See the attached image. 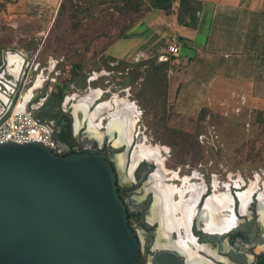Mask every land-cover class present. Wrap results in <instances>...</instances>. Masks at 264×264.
<instances>
[{"label": "rangeland", "instance_id": "374dc122", "mask_svg": "<svg viewBox=\"0 0 264 264\" xmlns=\"http://www.w3.org/2000/svg\"><path fill=\"white\" fill-rule=\"evenodd\" d=\"M62 1L49 5L40 0H0V47L29 50L35 53L34 58L39 56L33 61L40 62L42 67H48L47 60L54 57L58 61L56 71L61 74L59 83L71 77L73 66L80 65L77 84L69 91L70 95L80 96L78 100L88 96L89 89L98 101L102 91L97 89L111 90L105 97L108 100L100 103L106 102L110 108L121 104V109L133 112L136 133L148 140L140 145L158 151L171 186H176L175 180L179 179L177 188L184 187V191L188 185L203 189L201 179L209 182L214 178L212 186L219 192L214 193L218 198L228 195L220 193L233 185L239 189L237 192L251 186L264 188V125L258 122L259 110L234 104L209 113L201 121L182 117L172 110L169 99L165 103L162 98L146 93L141 84L143 79L137 82L132 71L119 74L133 64L110 68L109 61L105 65L107 56L125 60L137 45L131 35L111 44L120 29L129 25L131 14L120 15L112 7V0H96L107 4L91 7L92 16L85 17L82 28L73 33L67 10L69 0L59 13ZM103 72L107 75L102 76ZM94 77L98 79L89 83ZM172 129L181 131L187 141L189 138L196 141L200 157L194 158L190 143L188 150L174 147L169 132Z\"/></svg>", "mask_w": 264, "mask_h": 264}, {"label": "water", "instance_id": "95a60500", "mask_svg": "<svg viewBox=\"0 0 264 264\" xmlns=\"http://www.w3.org/2000/svg\"><path fill=\"white\" fill-rule=\"evenodd\" d=\"M13 66L3 53L0 75ZM19 95L6 112L0 97V126ZM54 138L58 151L0 144V264H146L106 154L62 156ZM159 259L181 264L172 252ZM251 264H264V256Z\"/></svg>", "mask_w": 264, "mask_h": 264}, {"label": "flooded vegetation", "instance_id": "af4514ba", "mask_svg": "<svg viewBox=\"0 0 264 264\" xmlns=\"http://www.w3.org/2000/svg\"><path fill=\"white\" fill-rule=\"evenodd\" d=\"M27 51L34 57L35 53ZM110 92L105 90L100 100H108L105 97ZM37 98L33 102H37ZM77 98L66 107L62 105L60 109L52 110L55 97H50L45 112L39 111L35 115L43 114L45 123L63 144L60 155L106 154L116 176L118 193L127 208L129 225L138 236L146 264L159 263L160 255L169 252L178 254L181 264H251L264 256V188H255L244 203L239 195L247 189L237 192L239 189L233 185L220 193H227L231 203L225 212L221 211V217L228 221L227 226L217 230L213 212L206 204L210 197L217 196L215 191L219 192L212 186L214 178L207 182L201 177L205 185L202 184L203 191L191 206V216L187 212L185 227L176 225L174 222L180 220L181 214L174 212L172 207L179 201V196H167L165 188L171 185L160 155L146 157L138 153V148L144 145L140 144L148 140L136 133L133 112L118 106L101 109L106 102L94 99L92 103H84V98ZM157 160L161 161L164 174ZM178 180H175L176 187ZM188 198L185 190L184 199Z\"/></svg>", "mask_w": 264, "mask_h": 264}, {"label": "crops", "instance_id": "0c3cea01", "mask_svg": "<svg viewBox=\"0 0 264 264\" xmlns=\"http://www.w3.org/2000/svg\"><path fill=\"white\" fill-rule=\"evenodd\" d=\"M40 1L52 5L61 0ZM194 1L198 2L193 15L195 27L180 24L177 10L171 15L152 10L133 25L125 38L131 35L137 45L125 60L115 59L116 66L122 62L133 64L121 75L152 59L168 62L169 103L182 117L197 119L204 109L216 112L234 104L264 111V0ZM178 4L179 0L175 6ZM185 20L190 22L189 18ZM173 37L178 39V56L166 52ZM14 50L28 52L4 46L0 47V59L7 52L10 63L17 62L18 58L12 55ZM47 63L32 87L34 98L28 99L29 111L44 123L42 113L48 98L55 97L52 110H56L68 106L74 100L71 98L78 96L69 94L75 85L70 77L59 83L58 61L49 57ZM96 80L90 78L89 83ZM97 90L102 94L105 91ZM37 97L39 100L33 102ZM39 111L42 115H35Z\"/></svg>", "mask_w": 264, "mask_h": 264}, {"label": "trees", "instance_id": "16d2710c", "mask_svg": "<svg viewBox=\"0 0 264 264\" xmlns=\"http://www.w3.org/2000/svg\"><path fill=\"white\" fill-rule=\"evenodd\" d=\"M65 1L66 0H63L60 4L59 13H61L63 8H65ZM110 2L112 3V7L115 8L120 15L127 17L131 14L129 25H124V27L120 29L118 36L111 44H113L116 40L125 38L131 31L133 25L137 21L141 20L146 13L152 10H161L166 15H171L175 13V10H177L178 21L180 24H186L190 27H195L196 25L193 15L198 8V2L194 0H179L177 7L175 6L177 0H112ZM68 4L69 6L67 7V10L69 11L71 30L73 33H76L82 28L84 18L92 16L91 7H96L98 4L106 5L107 3L105 1L97 2L96 0H69ZM186 18H189V23L186 22ZM109 61L111 64H109L110 68H121L125 65L123 62L120 63L119 66L113 65L116 63V60L110 56H107L104 59L105 65H108ZM143 66H145V69L141 71ZM168 70V62L152 59L142 66H136V68L132 70V75L134 79H137V82L139 79H143L141 84L144 87V90H146V93H149L151 97L162 98L164 102L167 103L169 99L167 78ZM79 71H82L80 65L72 67L70 82L76 83V80L78 81L77 76H79ZM82 81H80V83L78 82V84L83 87ZM209 113H211L209 110L204 109L197 118V121L205 119ZM263 117L264 111H259L258 122L264 125ZM169 132L171 133V140L174 142L172 143L174 144V147L180 146L181 149L188 150L187 143H190L192 148L189 149H194V158L200 157V152L198 150L199 147L196 146L197 143H194L196 141H193L190 138L187 141L182 132L177 129L169 130Z\"/></svg>", "mask_w": 264, "mask_h": 264}, {"label": "built area", "instance_id": "2783aa9c", "mask_svg": "<svg viewBox=\"0 0 264 264\" xmlns=\"http://www.w3.org/2000/svg\"><path fill=\"white\" fill-rule=\"evenodd\" d=\"M166 50V52L173 56L179 55V43L176 37L168 41ZM16 51H18V54L15 53V50L12 54L13 57L15 56L18 58L17 62L13 63L14 66H16L15 69L9 67L0 75V83L3 84V88L0 87V97L3 101V106L6 107V109H4L5 112L10 108L15 95L18 92L20 94L11 116L0 126V144L39 143L53 151H58L57 142L50 127L46 123L35 118L28 109V99L30 96H32V98L35 96L31 91L32 87H34L38 81V75L42 68V64L33 61L36 58L31 57L29 52L22 50ZM5 56L10 62V57L7 52H5ZM49 62L52 63V60ZM113 65H116V63ZM102 74L107 75L106 72ZM119 74L121 75L122 73ZM7 76L12 79H7ZM94 78L98 79L97 77ZM16 83L18 84L16 85Z\"/></svg>", "mask_w": 264, "mask_h": 264}, {"label": "bare ground", "instance_id": "6f19581e", "mask_svg": "<svg viewBox=\"0 0 264 264\" xmlns=\"http://www.w3.org/2000/svg\"><path fill=\"white\" fill-rule=\"evenodd\" d=\"M11 62L15 63L16 60H11ZM97 98L98 97L95 96L94 94H90L87 97H85L82 101L84 103H89V102L92 103V101H94V99H97ZM120 106H121V104L118 105L117 108H119ZM100 108L101 109H107L108 105L107 104H102L100 106ZM127 110L132 113V111H130L129 108H127ZM138 153L143 154L146 157L158 155V151L157 150H152V149H149L147 147L138 148ZM157 161H158L157 163H158V166H159L160 170L164 174L165 171L163 169L161 161H159V160H157ZM176 177L177 176L175 175V178ZM182 182H183V180H182ZM186 188H187V192H188V196H189V198L187 200L184 199L185 191H184L183 188H177L176 186H168L167 188H165L168 197L171 198L174 195H178L179 196V201L176 204L173 203L174 205L172 207V210L174 212H176V213L177 212L180 213L181 217H180V220L174 222V224L183 225L184 227L186 225L187 212L189 214L191 213V206L196 202L197 197L203 191L202 189H198V188H196L194 186H191V185H188ZM255 188H256L255 186H251L244 193L239 195V198L242 201V203L247 201L248 197H250L252 192L255 191ZM230 200L231 199H230L229 195H225L223 198H218L217 196H212L207 201V204H206L207 208H209V210H211L213 212V217H214V219L216 221V229L217 230H222V229H224L227 226L228 221H227V219H223L221 217V211L223 212L224 209H227L229 203H231ZM190 216H191V214H190ZM188 218H189V216H188Z\"/></svg>", "mask_w": 264, "mask_h": 264}]
</instances>
